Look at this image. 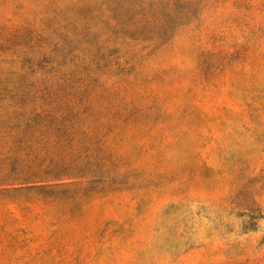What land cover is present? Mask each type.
<instances>
[{"label":"rangeland","instance_id":"1","mask_svg":"<svg viewBox=\"0 0 264 264\" xmlns=\"http://www.w3.org/2000/svg\"><path fill=\"white\" fill-rule=\"evenodd\" d=\"M0 264H264V0H0Z\"/></svg>","mask_w":264,"mask_h":264}]
</instances>
